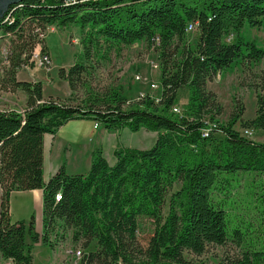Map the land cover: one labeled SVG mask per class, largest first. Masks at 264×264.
I'll use <instances>...</instances> for the list:
<instances>
[{
  "label": "trees",
  "instance_id": "1",
  "mask_svg": "<svg viewBox=\"0 0 264 264\" xmlns=\"http://www.w3.org/2000/svg\"><path fill=\"white\" fill-rule=\"evenodd\" d=\"M193 22L199 32L195 48L185 44ZM263 22L264 0H25L12 6L0 21V33L10 37L0 91L23 93L26 106L21 112L0 111V257L33 264L32 246L49 243L63 223L86 248L96 244L81 264H204L188 260L186 253L202 256L208 246H223L230 236L241 238L251 231L249 226L230 228L229 210L215 205L212 195L220 186L226 192L228 175L235 172L264 177V143L235 128L264 131V77L255 117L245 120V109L236 105L226 124L218 119L224 108L208 84L237 59H264V49L240 34L246 26L260 28ZM49 25L76 26L82 32L84 56L59 71L73 94L86 88L87 95L77 102L74 97H45L42 82L18 78L20 70L34 67L38 47L50 54L44 34ZM228 35L234 38L226 42ZM101 41L114 47L146 41L158 48L160 99L130 102L122 88L89 89L90 66L84 60L93 58ZM182 90L189 96L181 108ZM175 107L182 112L174 113ZM78 120L133 133L145 128L157 133V141L147 150L116 149L114 165L102 151H94L86 174H68L62 165L46 181L44 137ZM31 190L43 191L42 234L36 231L34 215L29 222L11 218V194ZM141 217L155 225L147 249L129 230L131 220ZM260 235L259 248L221 264L264 263V209Z\"/></svg>",
  "mask_w": 264,
  "mask_h": 264
},
{
  "label": "rangeland",
  "instance_id": "2",
  "mask_svg": "<svg viewBox=\"0 0 264 264\" xmlns=\"http://www.w3.org/2000/svg\"><path fill=\"white\" fill-rule=\"evenodd\" d=\"M45 44L52 56V66L49 69L23 68L20 73L22 81L32 82L44 79L45 95L57 94L63 99L73 98L75 102L87 95L86 88L73 94L69 86L59 77L60 69H70L75 62L84 55L82 32L79 27L71 26L63 29L58 25H49L45 30ZM247 40L255 41L258 48L264 49V22L260 28L246 26L240 32ZM234 35L224 38L226 42L233 40ZM199 39V32L188 33L185 44L195 48ZM10 37L0 33V79L7 67V50ZM76 41V42H75ZM183 49L181 46L180 52ZM178 54V58H180ZM90 66V73L86 77L88 88L93 91L107 88H122L130 102L135 101L141 94L151 93L154 83L160 87L161 62L158 48H153L146 41L130 46L114 47L101 41L100 47L93 50V58L84 60ZM158 64L159 69L153 65ZM52 70H54L52 72ZM137 77L141 81H137ZM264 77V59L260 62L249 63L244 58L237 59L234 64L221 72V74L208 84L209 90L215 92L218 101L224 108V114L219 117L222 124L228 123L230 115L240 105L245 109L243 118L250 120L255 117L257 109V95ZM24 78V79H23ZM29 79V80H27ZM157 100L160 99L161 90L152 92ZM188 90L179 94V106L182 108L188 101ZM19 95L11 96L0 91V110L12 105L22 104ZM10 102V103H9ZM92 121H72L56 133V145L48 140L46 171L54 173L65 164L68 174H83L88 172L86 160L91 158V151L100 150L110 165H114L116 158L114 152L121 147L139 150L151 149L157 141V133L142 128L133 133L128 128L122 130H108L103 125ZM98 126V127H97ZM241 134L245 130L235 127ZM252 135H246L252 140L264 143V131L251 130ZM46 172V173H47ZM53 173V172H52ZM225 176H221L224 180ZM230 187L228 190L216 189L213 192L215 205L221 204L230 212V228L241 227L245 235L230 236L223 246L210 245L202 256L186 253L188 260L204 264H221L229 258H242L246 253L259 248L261 239L260 227L262 224L264 177L253 171H240L228 175ZM223 182V181H222ZM260 197V199H259ZM170 196L168 197V200ZM16 205L14 201L13 208ZM13 222H29V214L24 215L17 210L13 212ZM20 217V218H17ZM138 245L147 249L155 237V225L151 219L141 217L130 222L129 228ZM43 233V232H42ZM30 243V240L28 239ZM31 244V243H30ZM95 243L86 248L82 239L74 237V229L65 228L58 223L55 232L51 233L49 243L34 244L32 254L33 264H81L83 256L95 249ZM81 253V255L79 254ZM0 264H15L0 257ZM264 264V263H261Z\"/></svg>",
  "mask_w": 264,
  "mask_h": 264
},
{
  "label": "crops",
  "instance_id": "3",
  "mask_svg": "<svg viewBox=\"0 0 264 264\" xmlns=\"http://www.w3.org/2000/svg\"><path fill=\"white\" fill-rule=\"evenodd\" d=\"M50 56H51V54H50ZM53 71L54 70H52V72ZM20 73H21V71H19V73H18V78L21 80ZM27 80H29V79H27ZM32 82H42V83H44V79H40V81H32ZM63 82L66 83L67 86H69L66 81L63 80ZM7 94L11 95V96L19 95L21 100H22V104L12 105L11 107L6 108L4 110H0V111L17 110V111L21 112L23 110V108H25V106H26V96L23 93H21V92L7 93ZM44 95H45V92H44ZM49 96L60 97L57 94H55V95H53V94L45 95V97H49ZM78 121H87V120H78ZM49 139L53 140V142L50 143V144L52 146H55L56 145V134L55 135H46L44 137V168L43 169H44V179L46 181H49V179L53 175H55L57 173V171L60 169V168L57 169V171L55 173H54V171H52L53 173L52 172L48 173L46 171V163H47L46 160H47V156H48V153H49L48 150H51L47 146V143H48ZM91 152L93 154L94 151H91ZM92 154H91V158L86 160V163H87V166H88V169H87L88 171H89V169L91 167ZM86 173H83V174H86ZM14 201H16V205L13 208ZM14 210L15 211L17 210L18 213L22 212L24 215L29 214L30 218H31V216L34 215L35 218H36V231L39 234H42V232H43V191L42 190L16 191V192H13L11 194V196H10V213H11V218L12 219H13L12 215H13ZM17 218H20V217H17Z\"/></svg>",
  "mask_w": 264,
  "mask_h": 264
},
{
  "label": "built area",
  "instance_id": "4",
  "mask_svg": "<svg viewBox=\"0 0 264 264\" xmlns=\"http://www.w3.org/2000/svg\"><path fill=\"white\" fill-rule=\"evenodd\" d=\"M57 2L60 1H64L65 3H82V2H91V1H102V0H55ZM110 1V0H109ZM117 1V0H116ZM198 31V23H190L188 25L187 28V34L188 33H192V32H197ZM76 42V41H75ZM157 44H159V42H157ZM32 61L34 62V64L38 67V68H45V69H49L52 66V57L47 54H42L41 52V48L38 47L33 55ZM154 69H159V65L158 64H154L153 65ZM137 81L140 82L141 78L137 77ZM151 91L152 92H158L160 87L156 84H152L151 85ZM148 93V94H141L138 98V100L144 99L146 97H150L151 99H156L153 93ZM173 112L176 114H180L182 112V109L180 107H175L173 109ZM98 125V124H97ZM98 127V126H97ZM246 135H252V131L251 130H245L244 131ZM209 135V132L205 131L204 132V136L207 137ZM61 199V194L59 193L56 196V200L59 201ZM81 255V253H79Z\"/></svg>",
  "mask_w": 264,
  "mask_h": 264
},
{
  "label": "water",
  "instance_id": "5",
  "mask_svg": "<svg viewBox=\"0 0 264 264\" xmlns=\"http://www.w3.org/2000/svg\"><path fill=\"white\" fill-rule=\"evenodd\" d=\"M25 0H0V21L5 17L9 9Z\"/></svg>",
  "mask_w": 264,
  "mask_h": 264
}]
</instances>
